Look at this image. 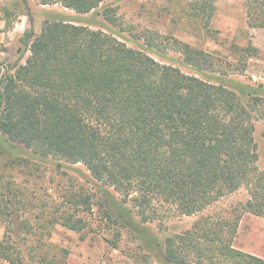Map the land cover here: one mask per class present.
<instances>
[{
  "label": "trees",
  "instance_id": "1",
  "mask_svg": "<svg viewBox=\"0 0 264 264\" xmlns=\"http://www.w3.org/2000/svg\"><path fill=\"white\" fill-rule=\"evenodd\" d=\"M99 3L40 0L77 15L94 13ZM252 9L250 21L264 27V0ZM213 12L200 18L204 28ZM30 35L21 38L30 54L25 63L0 75V221L8 224L0 259L64 264L68 252L49 243L51 230L81 232L86 222L77 213L97 206L102 219L131 231L148 252L157 247L163 264H191L190 257L196 264H264L233 248L243 214L264 219V168L255 138V122L264 117L263 86L227 79L209 54L177 40L157 43L147 36L135 50L65 20ZM48 163L51 171L84 177L102 196L71 191L59 205L49 204L17 189L8 174L29 164L43 171ZM240 189L248 198L232 218L205 214ZM20 214L25 220L15 228ZM163 215L198 219L160 242L144 225ZM21 229L31 242L19 240Z\"/></svg>",
  "mask_w": 264,
  "mask_h": 264
},
{
  "label": "rangeland",
  "instance_id": "2",
  "mask_svg": "<svg viewBox=\"0 0 264 264\" xmlns=\"http://www.w3.org/2000/svg\"><path fill=\"white\" fill-rule=\"evenodd\" d=\"M256 1L100 0L94 13L77 15L59 4L41 5L40 0H0V75L7 67L24 64L30 55L21 42L25 31H31L30 39H34L47 22L65 20L111 35L135 50L143 49L147 36H152L157 43L177 40L209 54L226 71L227 79L264 87V27L250 21ZM207 10L214 12L208 28H204L200 18ZM105 14L112 18L113 23L106 21ZM167 48V52L174 55L169 50L171 47ZM239 64L243 65L242 72L236 70ZM255 138L259 149L258 164L264 168V117L255 122ZM43 167L45 170L42 171L32 164L16 166L8 174L17 189L30 198H38L42 202L47 200L49 204L59 205L62 196H70L71 191L82 196L93 194L94 200L102 196L93 183L72 171H51L49 163ZM77 167L87 175L81 165ZM247 198V192L240 189L219 200L205 214L220 213L232 218L234 210ZM77 216L86 222L81 232L56 225L48 240L51 245L68 252L64 264H163L155 256L160 252L157 247L148 252L147 243L145 245L131 231L102 219L97 206L91 212L82 210ZM163 216L161 221L144 225L150 230L148 237L151 235L160 242L170 235L189 230L198 219V216ZM25 217L21 216L15 222V228ZM7 227V221H0V240L4 238ZM12 238L15 242L16 238ZM31 239L30 233L20 230V241ZM233 248L264 259V219L243 214L238 221ZM189 259L191 264H196L193 257ZM0 264L8 263L0 259Z\"/></svg>",
  "mask_w": 264,
  "mask_h": 264
},
{
  "label": "crops",
  "instance_id": "3",
  "mask_svg": "<svg viewBox=\"0 0 264 264\" xmlns=\"http://www.w3.org/2000/svg\"><path fill=\"white\" fill-rule=\"evenodd\" d=\"M260 258V257H259Z\"/></svg>",
  "mask_w": 264,
  "mask_h": 264
}]
</instances>
